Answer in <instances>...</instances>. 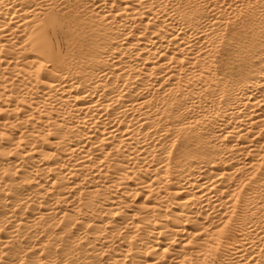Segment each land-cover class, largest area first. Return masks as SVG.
<instances>
[{"label":"bare ground","instance_id":"obj_1","mask_svg":"<svg viewBox=\"0 0 264 264\" xmlns=\"http://www.w3.org/2000/svg\"><path fill=\"white\" fill-rule=\"evenodd\" d=\"M0 264H264V0H0Z\"/></svg>","mask_w":264,"mask_h":264}]
</instances>
